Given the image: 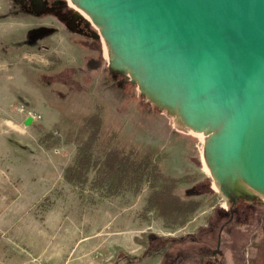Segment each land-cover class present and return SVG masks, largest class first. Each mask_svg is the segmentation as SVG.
Instances as JSON below:
<instances>
[{
    "label": "rangeland",
    "instance_id": "obj_1",
    "mask_svg": "<svg viewBox=\"0 0 264 264\" xmlns=\"http://www.w3.org/2000/svg\"><path fill=\"white\" fill-rule=\"evenodd\" d=\"M18 7L0 0V264H264V253L255 259L264 202L247 197L227 211L232 202L207 172L204 143L174 109L185 99L178 87L169 106L147 97L117 53L107 58L99 29L66 0H48L38 14ZM28 113L34 119L26 126ZM92 116L123 146L164 151L163 172L181 180L173 190L181 199L201 193L183 227L166 228L148 209L146 186L106 197L64 183L76 147L45 149L44 136L57 125L61 141L75 130L78 137Z\"/></svg>",
    "mask_w": 264,
    "mask_h": 264
},
{
    "label": "water",
    "instance_id": "obj_2",
    "mask_svg": "<svg viewBox=\"0 0 264 264\" xmlns=\"http://www.w3.org/2000/svg\"><path fill=\"white\" fill-rule=\"evenodd\" d=\"M83 6L108 20L117 63L133 71L142 65L152 84L130 82L151 100L169 106L172 86L184 89L185 118L197 129L229 114L221 136L203 144L224 196L253 198L238 186L235 170L264 190V0H83Z\"/></svg>",
    "mask_w": 264,
    "mask_h": 264
},
{
    "label": "trees",
    "instance_id": "obj_3",
    "mask_svg": "<svg viewBox=\"0 0 264 264\" xmlns=\"http://www.w3.org/2000/svg\"><path fill=\"white\" fill-rule=\"evenodd\" d=\"M85 123L77 129L78 133H82L78 137L74 135L75 130L70 135H63L64 140L61 141L57 125L44 136L49 137L50 144H46L45 149L71 143L76 147L73 162L64 170V183L80 190H100L106 197L137 193L142 186H146L149 190L148 209L154 210L166 228L183 227L200 208L201 200L197 196L201 193L184 200L173 192L181 180L175 181L163 172L164 151L119 144L116 134L102 133L98 116H92L90 123ZM98 140L102 144L97 146ZM224 224L222 222L221 225Z\"/></svg>",
    "mask_w": 264,
    "mask_h": 264
},
{
    "label": "bare ground",
    "instance_id": "obj_4",
    "mask_svg": "<svg viewBox=\"0 0 264 264\" xmlns=\"http://www.w3.org/2000/svg\"><path fill=\"white\" fill-rule=\"evenodd\" d=\"M67 1L71 3L70 5L74 7L76 11L78 12L81 11L82 15H84L87 19L89 18L92 22V25H94L96 28L99 29V31L102 34L103 45H104V49L106 50L107 58H115L116 51H113L112 49L109 48L110 42L108 38V33H109V26L107 23L108 20L106 18H99L97 15L93 14L92 12L84 8L83 0H67ZM137 66L138 67L134 71L131 70V68L128 65H126V68H127L129 76L133 79H136L138 83L140 84L139 72H141L144 75H146L147 72H145L141 64L140 65L138 64ZM177 87L184 94V96H186L185 90L180 88L179 86ZM185 101L186 99H184L183 104L181 106H174V109L176 110V112H178L177 115L182 118L184 117V112H185L184 110V105L186 104ZM180 110H181V113H180ZM179 117H177V119H179ZM228 118H229V114L222 112L219 117H212V118L206 119L205 125L203 127L199 126L200 128L198 129H197L198 125L196 124H193L190 122L189 123L186 122V124L192 127V129H195L196 135L200 138V140L204 144H206L208 140L211 139L215 141L218 137L221 136V134L224 132L227 126ZM187 125L185 126V128H188ZM204 165L207 169L208 174H211L213 177H215L212 164L211 163L209 164L206 156L204 159ZM233 177L236 179L238 186L244 192L254 197H257L264 202V190L251 186L250 184L245 182V180L241 178V175L238 174L236 170H235Z\"/></svg>",
    "mask_w": 264,
    "mask_h": 264
},
{
    "label": "flooded vegetation",
    "instance_id": "obj_5",
    "mask_svg": "<svg viewBox=\"0 0 264 264\" xmlns=\"http://www.w3.org/2000/svg\"><path fill=\"white\" fill-rule=\"evenodd\" d=\"M11 1V0H10ZM67 1V0H66ZM8 2H9V0H8ZM6 3H7V1H5V5H6ZM48 3V0H15V4H19V6L20 7H18V10L21 12V14H24L25 12H28V10H32V12H34V14H38L37 13V11H38V9H37V6H41V5H46ZM67 3L70 5L71 3L70 2H68L67 1ZM8 5V10H10V11H8V12H12V13H16V12H13L12 11V6H10V3H7ZM71 6V5H70ZM72 7V6H71ZM21 8V9H20ZM73 8V7H72ZM15 9H17V7L15 8ZM76 10V9H75ZM17 14H19V13H16V14H14V15H17ZM3 15H5V14H3ZM81 15V14H80ZM6 16V15H5ZM82 16V15H81ZM85 20H86V17L83 15L82 16ZM76 22H78V23H80L81 24V20L80 19H77V20H75ZM87 21V20H86ZM88 22V21H87ZM90 23V22H89ZM78 25L77 24H74V28H77V30H79V33H81V34H83V35H85V37L87 38V39H89L90 40V38H91V35H88L83 29H78V27H77ZM47 31H49V30H41V33H42V35H45L46 33H47ZM42 49L43 50H45V47H42ZM232 203L230 204V213H232V211L234 210V208L237 206V204H236V202H240V201H242V200H237V201H235V198L234 197H232V199L230 200Z\"/></svg>",
    "mask_w": 264,
    "mask_h": 264
},
{
    "label": "crops",
    "instance_id": "obj_6",
    "mask_svg": "<svg viewBox=\"0 0 264 264\" xmlns=\"http://www.w3.org/2000/svg\"><path fill=\"white\" fill-rule=\"evenodd\" d=\"M26 120V118H24V121ZM38 236H39V233L37 234ZM258 250H260V253L258 252V254H257V256H256V260L260 257V256H262V254L264 253V241L263 242H261V244H259V247H258Z\"/></svg>",
    "mask_w": 264,
    "mask_h": 264
},
{
    "label": "built area",
    "instance_id": "obj_7",
    "mask_svg": "<svg viewBox=\"0 0 264 264\" xmlns=\"http://www.w3.org/2000/svg\"><path fill=\"white\" fill-rule=\"evenodd\" d=\"M26 118H32L34 119L33 115L31 113H28V115H26Z\"/></svg>",
    "mask_w": 264,
    "mask_h": 264
}]
</instances>
